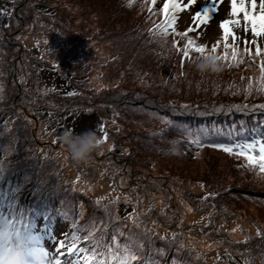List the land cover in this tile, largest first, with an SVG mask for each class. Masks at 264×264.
I'll list each match as a JSON object with an SVG mask.
<instances>
[{
  "label": "rangeland",
  "instance_id": "374dc122",
  "mask_svg": "<svg viewBox=\"0 0 264 264\" xmlns=\"http://www.w3.org/2000/svg\"><path fill=\"white\" fill-rule=\"evenodd\" d=\"M1 1L11 7L7 17L0 14V110L4 113V109L14 107L15 100L19 102L8 88L9 82L19 75L20 98L29 95L30 86L37 97L43 96L56 105L49 103L46 109L41 107L43 101H38L40 108H34L32 113L23 108L20 118L27 128L17 132L13 123L21 124L18 119L12 117L13 123L10 119L2 121L0 189L14 194L17 186L21 188L22 179H26L24 182L31 191L38 188V193L44 194L52 186L43 180V174L66 197V210L73 208L81 213L79 207H85L84 219L94 235L93 241L108 238L112 245L115 238L123 247L121 238L128 235L138 248L144 249L143 229L137 224L150 235H157L165 232L162 221L167 218L172 228L180 232V248L185 246L187 252H200L191 256V264H250L251 261L264 264V177L244 167L243 157L230 155L196 138H184L167 127L169 121L149 118L138 110V105L125 103L118 109L122 108L126 118L132 116L142 126L136 130L131 126L124 129L110 116L107 131L104 130L108 139L90 161L78 164L70 159L60 142L62 133L93 130L100 139L103 133L95 127L91 117L76 108L61 110L57 107L66 98L59 89L68 84L69 74L81 76L80 83L85 90L96 91L106 85L114 87V74L124 69L132 76L128 78L125 73L120 81L125 87L133 85L138 91L133 99L144 97L169 111L182 106L192 110L191 107L215 104L214 108L194 109V112L230 116L258 114L261 115L259 120L264 122V108L259 107L264 94L253 91L246 95L244 91L249 78L255 82L260 75L259 59L251 63L245 54L244 63L239 67L200 73L195 68L198 59L195 53L192 54L194 62H184L181 66L182 55L172 47L171 40L177 41L180 47L185 41L174 33H170L167 43L150 35L151 24L147 22L150 14L145 13V0H135L132 7L126 6L128 0ZM187 2L182 0V4ZM208 3L209 0H197L195 5L179 12L176 31L193 27L192 17ZM230 10V0H224L213 19L190 36L208 50L220 40L217 49H223L218 22L230 19ZM9 29L12 30L10 36ZM234 29L239 37L245 36L242 27ZM116 33L119 36L115 41L111 35ZM247 33L251 35L250 29ZM6 40H13L11 45L18 47L16 56L10 54L15 59L11 67L5 59L10 46L5 44ZM131 48L134 55L123 57ZM131 61H135L134 70L139 67L142 74L129 72ZM106 63H111V73H102L110 74L102 83L100 68ZM115 99L120 101L119 105L124 101L120 97ZM62 112L64 114L60 115ZM116 141L119 144L116 145ZM126 145L131 150L123 153L122 147ZM17 150L29 151L35 157L32 161L42 173L36 177L38 179L28 172H24L27 176L16 173L25 163H30ZM166 152L174 156L181 154V158L164 159ZM13 173L20 182L7 178H12ZM66 183L68 185L63 186ZM18 190L11 197L25 196V190ZM126 200L137 206L130 215L123 211L126 207L118 209L119 203ZM117 210L124 217L122 220ZM91 219L95 222L89 221ZM140 257L142 264H150L141 254Z\"/></svg>",
  "mask_w": 264,
  "mask_h": 264
},
{
  "label": "trees",
  "instance_id": "16d2710c",
  "mask_svg": "<svg viewBox=\"0 0 264 264\" xmlns=\"http://www.w3.org/2000/svg\"><path fill=\"white\" fill-rule=\"evenodd\" d=\"M4 1L0 0V14H4V17H7L9 13V8L11 7L10 4H7L4 6ZM150 6V3H147L145 7V13H149L148 8ZM155 11L156 14L153 15L151 18L148 19L147 22H150L151 29H154L155 24H157V21L159 19V15L157 12L159 11L158 5H155ZM146 22V24H147ZM10 30V33L8 36L12 34V30ZM114 33V32H112ZM131 33V32H129ZM123 35V34H122ZM119 34L111 35L113 37V40H117ZM13 41V40H12ZM12 41L6 40L5 44L10 45L8 53H5V59L10 65L12 66V63L14 62V58L10 55L13 54L14 56L17 55L18 47L12 46ZM21 51V50H20ZM134 50L131 48L129 51H125L123 57L131 58ZM21 56V55H20ZM61 58H63L61 56ZM135 61H131L129 65V72L130 73H140L139 67H137L138 70H134V64ZM101 67V66H100ZM111 63L104 64L101 68V74L99 75V78L102 83L103 79H105V76H109L110 74H102L104 71L107 73L110 72ZM15 72V70H14ZM16 73V72H15ZM126 72L124 69H118V72L114 74V79L116 81V85L112 88L109 87V85H106V87H101L97 89L96 91H88L85 90L80 83V80H82L81 76L75 77L69 74V78L67 79L68 84L63 86L60 91L64 93V96L66 97L64 101L61 103H58L57 107H60L61 110L68 109L69 107H74L77 110L83 112V114L87 115L88 117H91V121L95 124V127L100 129L101 126H103L104 130L107 128V122L109 120V117L112 116L114 119V122L117 125L123 126V128H128L131 126L134 130L141 127V123L138 121H135L132 116L126 118L124 112L122 111V108L118 109L119 106L124 107V104H131L134 103L139 106L138 110L145 113L149 118L152 119H164L169 121V124H167V127L171 129V131H175L178 134L182 135L184 138L188 139H198L199 141H202L206 143L207 145H217V144H229L232 142H236L239 140H248L251 137H257L262 134V127L261 125L264 124V122L260 121L259 118L261 115L258 114H247V115H236V116H230V115H222V114H208V113H196L194 112V109H201V110H207L206 108H214L216 107L215 104H207L205 106L201 107H191L185 108V107H178L174 110H166L164 109L159 103H151L148 102L144 97H137L132 98L135 93L138 91L133 87V85H130L128 87H125L124 82L120 81V76L125 74ZM137 74V75H140ZM58 77L59 74L57 73ZM53 76H55L53 74ZM126 76L130 78V74L126 73ZM57 77V78H58ZM10 79V78H9ZM19 82H21V77L19 75ZM9 82V81H8ZM29 83V81L27 82ZM34 83V82H33ZM31 84V83H30ZM8 88H10V91H12V94L16 96V99L19 100V102L15 104L14 107H10L7 111V108L4 109V113L2 110H0V115H3L2 118H0V132L1 131V125L2 121H6V119L13 123L12 117H15L19 120L21 124L13 123L14 124V130L17 132L21 129L27 128V125L22 123L24 122V119H21L20 117L23 115L24 110L27 113L35 112L40 106L38 105V101H43L41 104V107L48 109L49 103L51 105H56V103H52L49 100H45V97H35L29 93L26 94V97L24 95V98L21 97V89L17 91L15 89L14 83L9 82ZM9 94V93H8ZM12 97V99L14 98ZM100 96H103V98H100ZM120 97V100L122 103L119 105L120 101H116L115 98ZM133 99V100H132ZM68 100L67 102H65ZM12 101V100H11ZM68 104L66 107H63V104ZM37 103V104H36ZM196 104V103H190L189 105ZM37 106V107H36ZM213 106V107H212ZM227 106V105H225ZM228 107V106H227ZM260 108H264V103H261L259 105ZM20 108H24L23 112L20 111ZM28 109V110H27ZM19 110V111H18ZM144 110V111H143ZM46 112V110H43ZM10 113H15L12 116ZM64 113L62 112L63 115ZM195 115V116H190ZM243 118V119H240ZM263 119V118H262ZM195 126V127H194ZM149 130H152L151 128H147ZM107 131V130H106ZM20 133V132H19ZM138 133V132H135ZM15 136V134H14ZM264 137V136H262ZM31 143V142H30ZM119 144L118 141H116V145ZM2 145L0 144V147ZM119 147L116 146V149ZM123 148V153L129 152L131 149L126 145ZM20 154L24 155L25 158L29 160V164L22 166L17 174L21 172V176L26 175L24 172H28L30 175H33L35 178L42 174L39 169L35 166L33 163V159L35 158L32 154L29 153V151L25 150H17ZM178 154V153H176ZM181 154L174 156L169 155L167 152L164 154V159H180ZM132 159V158H130ZM244 159V158H243ZM129 160V159H128ZM127 160V161H128ZM27 161V160H26ZM16 173H13L10 178L7 176L10 180H18ZM27 176V175H26ZM43 180L48 183V186H52L50 191H46L44 194L38 193V188H36L35 191L30 190V186L26 184L24 181L26 179H22V182H20L21 188L17 186L15 190L17 192L18 189L25 190V196L24 197H11V195H16L17 192L14 194L8 192L4 193L0 190V216H15L21 219H27L28 222L32 225L31 228L25 230L22 227L15 226L10 227L9 223H6L4 220H0V222L3 223L4 228L3 231L0 232V240H4L6 242H13L17 245L20 242V239H29L28 236L29 231L33 230L35 232L36 230L40 234H42L43 230H52L53 227L51 224H48L49 221H52V217L58 220L60 225L63 227L61 234H64V236H67V238L70 240L72 235H76L80 238V245L83 246L84 244L87 245H96L99 243L101 246H109L111 245L108 238L107 240H102L103 238H96L99 239L98 241H93L91 238L94 236L92 235L91 228H89V223H86L87 219H84L86 214L85 207H79V211H73V208L71 210H66L67 208V199L66 197L59 193L55 186L52 184V181L45 175H43ZM2 178H4L2 176ZM6 179V178H5ZM38 179V178H36ZM68 183H66L63 186H67ZM22 194V193H21ZM80 197V196H79ZM86 198H89V196H84ZM46 198V199H42ZM3 199V200H2ZM91 200V199H90ZM92 201V200H91ZM127 201V202H126ZM123 204L119 203V210L122 207L123 211L130 215V211L137 210L136 205H132L128 200H126ZM14 204V205H13ZM19 204L24 205L22 208L18 209L17 206ZM12 205V206H11ZM134 208H132V206ZM84 206V205H83ZM127 207H130L127 208ZM14 209V210H13ZM119 210H117V214L120 216L121 220L124 218L120 213ZM121 211V210H120ZM146 210L144 209L143 212ZM97 213V212H96ZM44 217V218H43ZM91 222H95L94 219L89 220ZM118 221V220H117ZM133 221V220H132ZM137 224V223H134ZM39 225V226H38ZM138 227L143 229L141 231V236L146 240L144 241V249L138 248L137 245L132 242V237H129L128 235L124 236L122 239L123 245H128L132 250H135L136 252H139L142 256H144V260H149L148 263L153 264L154 261L159 264H171V260H173L176 264L183 261L184 264H191L190 261L192 255H199L200 252H187V248L183 246L181 249L178 243V237H180V232L176 231L172 228V222L168 220L167 218L163 219L162 225L165 230V232H160L161 234L157 235H150L148 230L141 227L140 224H137ZM37 226V228H36ZM84 226V227H83ZM10 227V228H9ZM9 229H14V232H9ZM20 233V234H19ZM171 235V236H170ZM15 237V240H12V237ZM41 238L42 236L39 235ZM91 241V242H90ZM85 249H94V247L90 248V246H85ZM208 251V250H206ZM171 256V257H170ZM175 256H178L177 259ZM169 257V258H168ZM175 257V258H174ZM177 259V260H174ZM196 260V259H195ZM199 260H197L198 262ZM155 263V262H154ZM201 263V262H200ZM250 264H254L253 261L250 262ZM259 264V263H257Z\"/></svg>",
  "mask_w": 264,
  "mask_h": 264
},
{
  "label": "snow or ice",
  "instance_id": "6c2138e0",
  "mask_svg": "<svg viewBox=\"0 0 264 264\" xmlns=\"http://www.w3.org/2000/svg\"><path fill=\"white\" fill-rule=\"evenodd\" d=\"M145 2L150 3L148 11L150 13L149 18H151L152 15L156 14L155 5L157 4V0H145ZM223 2L224 0H209V3L202 10H198L192 17L194 26L189 27L184 32H178L176 31L177 14L195 5L197 0H188L187 4H182V0H164L163 7L159 10L163 19L160 23L155 24L154 29H149V33L154 37L160 38L164 43H167L170 33H174L181 40L185 41L183 47H180L177 41H173V47L178 54L182 55L181 66H183L184 62H194L192 53L198 54V58L203 59L211 56L222 67L229 69L243 64L245 54L248 55L251 63H256L258 58L260 75L258 78H255V82L253 78H249V83L244 87V91L246 95H251L253 91L264 94V47H261L260 43H258L261 38H264V0H259V3H257V0H230L231 10L229 16L231 18L219 23V27L222 30L223 55L217 53L220 40L216 41L209 51L206 45L198 44L197 40L190 36V33L196 31L198 26L206 25L213 19V16L218 13L220 4ZM134 3L135 0H128L126 6L132 7ZM241 14L245 33L250 29L253 37L251 41H245L243 50L236 45L239 37L233 31L234 27L239 28L241 25ZM229 37L232 38V44H229ZM249 45L255 46L254 52ZM229 49L231 50L230 52ZM231 87L237 86L231 85ZM100 131L103 133V138L100 140L102 144L108 139V134L104 131L103 126L100 127ZM196 143H199V141H196ZM212 146L230 155L243 157L245 160L244 167L255 171L258 176L264 177V141L256 140L227 146L222 144ZM0 171H3L2 166H0ZM0 220L9 223L10 227L19 226L25 230L32 227L27 219H21L12 215L6 217L0 216ZM53 239L55 242L54 251L44 248H40L38 251L43 264H65L67 257L75 258V260H68L67 264H142L143 258L140 257L139 252H133L128 245L121 247L115 238H113L112 245L103 247L97 243L94 249H85L81 246L80 238L76 235H72L70 240L67 236L58 238L56 235Z\"/></svg>",
  "mask_w": 264,
  "mask_h": 264
},
{
  "label": "clouds",
  "instance_id": "9594fccd",
  "mask_svg": "<svg viewBox=\"0 0 264 264\" xmlns=\"http://www.w3.org/2000/svg\"><path fill=\"white\" fill-rule=\"evenodd\" d=\"M195 68L200 73H218L223 70L218 61H214L211 56L207 59L198 58ZM20 85V84H19ZM19 85L17 91H19ZM31 90L30 86L28 87ZM33 96L37 97L35 94ZM40 96L39 98H41ZM100 137L93 130H88L79 134L72 131H65L60 137V142L66 149L69 157L74 162L81 164L91 160L93 153L100 147ZM4 225L0 222V232ZM14 229H9L13 232ZM15 240V237H12ZM38 247L36 244H26L24 247H18L16 243L0 240V264H41L38 254L33 251Z\"/></svg>",
  "mask_w": 264,
  "mask_h": 264
}]
</instances>
